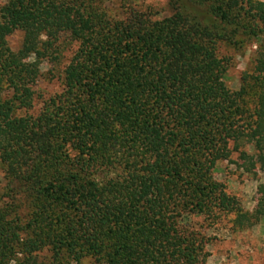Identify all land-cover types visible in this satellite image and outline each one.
Returning <instances> with one entry per match:
<instances>
[{"label":"trees","instance_id":"16d2710c","mask_svg":"<svg viewBox=\"0 0 264 264\" xmlns=\"http://www.w3.org/2000/svg\"><path fill=\"white\" fill-rule=\"evenodd\" d=\"M183 1L208 23L178 8L159 20L132 13L106 22L73 1L0 7V166L7 194L30 211L13 227L0 211V264L13 245L20 264H41L35 253L45 248L51 264H67L64 256L196 264L202 243L179 220L236 211L210 172L242 144L264 154V61L247 111V91L224 87L213 43L264 30V0ZM16 31L22 41L12 52L6 38ZM62 35L77 49L61 94L35 117L18 116L32 105L36 61L52 56ZM115 168L120 175L101 176ZM262 217L264 190L248 226Z\"/></svg>","mask_w":264,"mask_h":264},{"label":"rangeland","instance_id":"374dc122","mask_svg":"<svg viewBox=\"0 0 264 264\" xmlns=\"http://www.w3.org/2000/svg\"><path fill=\"white\" fill-rule=\"evenodd\" d=\"M73 1L77 6L85 8L88 13L99 17L100 21H122L132 13L148 15L151 20H159L171 15L175 8L203 17H208L197 9L190 8L183 0H65ZM262 1V0H255ZM5 0H0V7ZM22 34L14 32L6 38L8 48L18 52ZM55 53L36 61L39 75L32 86L33 100L27 111L17 112L18 116L35 117L51 98L61 94L63 90L62 73L77 49V44L62 35L54 43ZM216 57L225 61V72L222 76L224 87L230 92L244 88L243 106L247 111L253 108L255 89L254 78L257 77L256 66L259 60L264 61V30L255 36H237L230 41L213 43ZM25 62H33V57H26ZM256 92V91H255ZM8 97V94H5ZM229 149L232 144L229 143ZM244 153V157L240 156ZM120 175L117 168L101 173L105 178ZM211 179L224 186L225 193L233 197L237 203L235 212L212 219L203 214H189L179 220V229L192 233L202 243V251L196 264H264V217L254 226L249 227L248 216L255 210L264 190V154L257 153L251 145L242 144L237 151H231L225 161H218L210 172ZM0 211L6 212V221L10 226H22L29 214L25 200L19 196L7 194L6 180L0 166ZM13 222V220H15ZM21 238H23L21 236ZM13 252V253H12ZM3 258L1 264H20L22 256L17 248ZM36 260L41 264H51L50 250L45 248L35 253ZM63 258V257H62ZM61 257L60 262L74 264ZM58 260V261H59ZM78 264H103L101 260L83 257Z\"/></svg>","mask_w":264,"mask_h":264},{"label":"crops","instance_id":"0c3cea01","mask_svg":"<svg viewBox=\"0 0 264 264\" xmlns=\"http://www.w3.org/2000/svg\"><path fill=\"white\" fill-rule=\"evenodd\" d=\"M260 225H261V226H264V222H263V223H260L259 226H260Z\"/></svg>","mask_w":264,"mask_h":264}]
</instances>
